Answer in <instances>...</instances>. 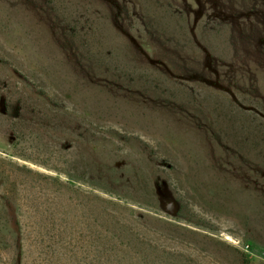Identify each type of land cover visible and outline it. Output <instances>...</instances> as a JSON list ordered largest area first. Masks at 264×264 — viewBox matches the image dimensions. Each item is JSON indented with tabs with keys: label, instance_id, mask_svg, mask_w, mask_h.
<instances>
[{
	"label": "rangeland",
	"instance_id": "rangeland-1",
	"mask_svg": "<svg viewBox=\"0 0 264 264\" xmlns=\"http://www.w3.org/2000/svg\"><path fill=\"white\" fill-rule=\"evenodd\" d=\"M0 264H264V0H0Z\"/></svg>",
	"mask_w": 264,
	"mask_h": 264
}]
</instances>
